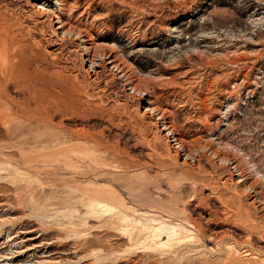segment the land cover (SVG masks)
<instances>
[{"label": "rangeland", "instance_id": "1", "mask_svg": "<svg viewBox=\"0 0 264 264\" xmlns=\"http://www.w3.org/2000/svg\"><path fill=\"white\" fill-rule=\"evenodd\" d=\"M69 1L93 4L101 22L96 41L153 90L185 141L238 157L264 196V0ZM71 57L66 84L50 92L61 95L51 122L62 129L27 136L23 151L0 133L7 152L0 160V264H264V215L227 180L224 166L210 164L208 174L177 168L152 138L137 95L103 73L109 91L98 97L78 74V54ZM52 136L60 140L44 154L31 148ZM95 202L155 227L182 225V239H195L182 242L174 261L169 252L178 246L164 245L167 239L147 246L137 232L130 240L112 231L88 213ZM214 231L232 234L218 241L220 252L206 238Z\"/></svg>", "mask_w": 264, "mask_h": 264}, {"label": "bare ground", "instance_id": "2", "mask_svg": "<svg viewBox=\"0 0 264 264\" xmlns=\"http://www.w3.org/2000/svg\"><path fill=\"white\" fill-rule=\"evenodd\" d=\"M92 7L93 4L90 3L83 8L79 3H72L69 0H0V133L8 141L17 143L12 148L20 147V151H23L25 138L36 137L42 129L48 127L62 129L61 125L51 122L52 111L55 110L57 114L62 108L59 100L61 95L57 99L58 97H52L50 92L60 86L63 89L65 82L62 81V77L67 67L65 64L73 61L71 54H78L81 61L78 74L93 85L98 97L102 95L104 98V94L109 91V87L104 86L103 73L107 78L120 82L128 96L137 95L139 104L144 107L142 117L150 119V124L155 130L152 138L166 145L168 155L176 161L177 168L184 172L189 170L197 174H208L210 164H221L228 174L227 180L233 182L244 196H248L250 204L264 215V196L256 184L250 183L249 176L241 168L242 165L235 160L238 157L228 156L225 152L219 151L220 149H215L214 144H202L199 140L185 141L173 119L167 114V110L157 107L153 90L143 89L134 73L118 57L115 50L109 46H101L96 41L95 28L101 25V22L92 14ZM50 62L54 65L53 71L51 65L49 66L51 71L45 68V63ZM63 106L65 109V103ZM74 137L79 136H71L72 141ZM59 140V137L52 136L49 140L46 138L44 144L38 141L31 148L43 151L44 154L47 143ZM3 150L0 149V160L2 156L7 155ZM4 165L3 162L0 163V168H4L2 167ZM117 208L95 202L88 205V213L94 218L100 217L112 231H120L128 235L130 240H134V233L137 232L136 235L142 237L143 245L148 246L152 242L156 246L168 243L178 246L169 252V255L173 256L171 259L183 253V241L193 238L191 235L182 239V225L174 226L170 222H161L155 227V223L150 220L133 221L121 211L122 209ZM206 224H212L211 216L206 218ZM228 233L229 231H214L207 235L206 238L213 247L210 249L211 252L218 251V241L232 235ZM165 239L166 242L159 244ZM190 244L191 242L189 246ZM22 245L18 243L16 247ZM248 253L252 251L248 250ZM253 255L256 256L254 253Z\"/></svg>", "mask_w": 264, "mask_h": 264}]
</instances>
